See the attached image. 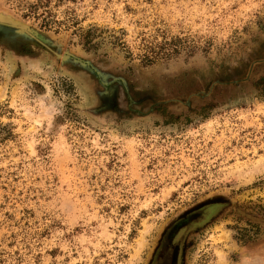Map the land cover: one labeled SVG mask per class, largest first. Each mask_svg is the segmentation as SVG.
I'll list each match as a JSON object with an SVG mask.
<instances>
[{
	"label": "rangeland",
	"instance_id": "obj_1",
	"mask_svg": "<svg viewBox=\"0 0 264 264\" xmlns=\"http://www.w3.org/2000/svg\"><path fill=\"white\" fill-rule=\"evenodd\" d=\"M0 20V264H264V0Z\"/></svg>",
	"mask_w": 264,
	"mask_h": 264
},
{
	"label": "flooded vegetation",
	"instance_id": "obj_2",
	"mask_svg": "<svg viewBox=\"0 0 264 264\" xmlns=\"http://www.w3.org/2000/svg\"><path fill=\"white\" fill-rule=\"evenodd\" d=\"M182 224L181 222H178L175 224L169 231V234L166 235L165 239L162 242L161 248L158 251V254L153 262V264H177V251L176 249H173V243L169 242L168 237L174 235L177 231L180 230Z\"/></svg>",
	"mask_w": 264,
	"mask_h": 264
},
{
	"label": "water",
	"instance_id": "obj_3",
	"mask_svg": "<svg viewBox=\"0 0 264 264\" xmlns=\"http://www.w3.org/2000/svg\"><path fill=\"white\" fill-rule=\"evenodd\" d=\"M3 24H4V22L0 20V31L1 32H8V30H10V27H5ZM16 26H18L20 29H22L24 31L28 30L27 26H23V25H21V26L16 25Z\"/></svg>",
	"mask_w": 264,
	"mask_h": 264
}]
</instances>
